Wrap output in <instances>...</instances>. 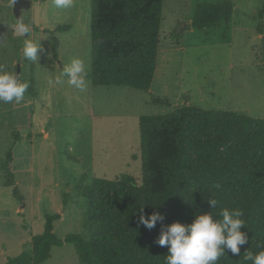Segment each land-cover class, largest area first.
<instances>
[{
	"label": "rangeland",
	"instance_id": "1",
	"mask_svg": "<svg viewBox=\"0 0 264 264\" xmlns=\"http://www.w3.org/2000/svg\"><path fill=\"white\" fill-rule=\"evenodd\" d=\"M24 12L29 39L44 48L33 64L24 58L20 78L34 82L19 104L0 103V166L13 145L12 171L19 197L5 185L0 167V264L31 248V240L54 222L55 235L88 238L87 201L81 195L94 179L123 175L142 179L139 119L192 105L211 112H238L264 119V0H164L160 50L149 92L95 87L91 69V0L58 9L53 0H32ZM14 2V1H13ZM231 2L229 24L214 30L190 27L197 5ZM13 3L0 0V65L14 71L23 58L24 34L13 33ZM66 28L68 31H65ZM262 31V35L259 34ZM57 47L56 61L53 49ZM87 65L84 91L55 77L72 58ZM153 98L170 106L155 105ZM43 264H81L73 244L51 249Z\"/></svg>",
	"mask_w": 264,
	"mask_h": 264
},
{
	"label": "trees",
	"instance_id": "2",
	"mask_svg": "<svg viewBox=\"0 0 264 264\" xmlns=\"http://www.w3.org/2000/svg\"><path fill=\"white\" fill-rule=\"evenodd\" d=\"M12 4L14 0H6ZM164 0H91V69L95 87H126L149 92L160 50ZM233 4L197 5L190 27L214 30L229 24ZM65 31H68L66 28ZM262 35V31H259ZM57 61V47L53 49ZM28 93L36 97L31 80ZM155 105L170 106L153 98ZM142 179L123 175L116 180L94 179L81 191L87 201L88 238L70 234L64 240L54 233L59 216L46 220L42 235L31 248L7 264H43L51 249L75 246L81 264H165L168 247L156 241L162 226L190 224L196 214L216 211L208 200L214 195L221 208L244 210L248 242L238 255L226 250L217 264H251L247 251L264 250V119L238 112H211L192 105L166 115L139 119ZM24 137L13 136V145L1 163L5 185L19 197L12 171L14 148ZM219 182L222 189L212 185ZM165 217L148 230L138 225L140 207ZM259 246V247H258Z\"/></svg>",
	"mask_w": 264,
	"mask_h": 264
},
{
	"label": "clouds",
	"instance_id": "3",
	"mask_svg": "<svg viewBox=\"0 0 264 264\" xmlns=\"http://www.w3.org/2000/svg\"><path fill=\"white\" fill-rule=\"evenodd\" d=\"M54 6L58 9H70L73 7V0H53ZM13 33H20L27 36L30 33L31 25L23 18L10 25ZM5 43V38H0V45ZM44 48L39 41L26 39L23 46V58L35 64L44 53ZM87 65L84 59L76 57L66 63L61 72L55 77V83H65L70 87L84 91L87 88L86 82ZM29 84L22 81L14 71L6 70L0 65V103L19 104L23 101ZM212 189L219 191L222 185L217 182ZM208 203L213 209L219 208V218L216 211L206 214H196L193 222L182 224L180 222L162 226V231L156 243L161 247H168V255L165 257V264H217L226 250L233 255H238L241 246L248 242L247 234L242 232L246 228V221L243 219V209L221 208L220 200L211 195ZM165 217L159 211L151 215L144 213V207H140L138 225L152 230L158 222H163ZM259 247V246H258ZM245 262L251 264H264V250L255 254L247 251L244 255Z\"/></svg>",
	"mask_w": 264,
	"mask_h": 264
},
{
	"label": "water",
	"instance_id": "4",
	"mask_svg": "<svg viewBox=\"0 0 264 264\" xmlns=\"http://www.w3.org/2000/svg\"><path fill=\"white\" fill-rule=\"evenodd\" d=\"M33 6L32 0H14L12 12L16 20L22 19L24 20V12L29 11ZM25 21V20H24ZM26 22V21H25ZM27 23V22H26ZM26 39H29V34L27 36L24 35V42ZM24 61V58L20 60V63L15 68V73L19 77L21 71V63Z\"/></svg>",
	"mask_w": 264,
	"mask_h": 264
},
{
	"label": "crops",
	"instance_id": "5",
	"mask_svg": "<svg viewBox=\"0 0 264 264\" xmlns=\"http://www.w3.org/2000/svg\"><path fill=\"white\" fill-rule=\"evenodd\" d=\"M191 24V23H190Z\"/></svg>",
	"mask_w": 264,
	"mask_h": 264
}]
</instances>
